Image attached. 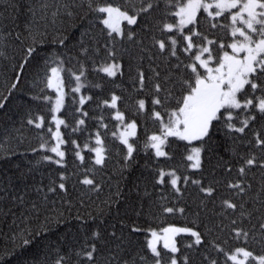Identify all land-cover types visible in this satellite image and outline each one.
<instances>
[{
	"label": "trees",
	"instance_id": "trees-1",
	"mask_svg": "<svg viewBox=\"0 0 264 264\" xmlns=\"http://www.w3.org/2000/svg\"><path fill=\"white\" fill-rule=\"evenodd\" d=\"M103 4L134 14L137 23H127L121 34L109 35L101 22L103 13L95 11ZM149 4L152 7L142 12ZM176 8V0H0V264H57L58 260L61 264H152L158 258L166 264L174 255L177 264H211L213 260L232 264L226 253L238 247L264 255L260 228L264 223V147L256 143L257 138L264 139V113L255 107L257 98L264 97V76L256 80L261 88L246 85L238 94L242 103L253 99V105L230 109L233 129L222 117L213 121L208 137L194 142L201 147L200 168L190 167L186 159L190 143L178 137H167L165 156L157 157L146 146L150 136L161 135V122L153 113L160 112L167 123L168 114L188 91L185 82L194 85L195 74L188 65L195 62L197 48L186 52L184 36L190 30L198 32L192 41L199 46L207 45L205 37L213 41L209 48L215 61L230 50L220 45L234 39L229 13L213 19L200 11L196 22L183 31L166 30V23H177ZM24 35L32 38L27 44L22 41ZM65 39L68 56L63 52ZM172 39L177 41L175 46ZM159 41L165 49H160ZM50 42L54 50L45 46ZM30 48L34 51L29 55ZM43 52L49 56L37 59ZM109 62L119 63L115 76L101 71ZM52 66L61 70L66 91L61 111L65 157L60 164L44 159L45 146L52 140L53 92L47 87ZM77 81L82 82L80 93L73 88ZM156 84L161 86L159 92ZM113 95L124 121L136 123L133 153L127 159V148L117 137L120 124L115 108L108 104ZM157 98L162 103L154 105ZM140 100L145 101L144 109L139 108ZM29 119L34 123L29 124ZM245 119L244 132L235 131L244 127ZM97 135L104 147V162L97 165L89 150L78 159L79 145ZM22 140L27 146L20 145ZM253 157L255 164L247 165L245 161ZM169 170L178 177L179 191L172 187L170 175L158 182L161 171ZM85 178L93 184H83ZM60 183L64 189L58 187ZM237 183L243 192L229 186ZM202 188L213 191L208 194ZM226 200L237 207L227 208ZM166 208L174 211L168 213ZM170 225L193 229L201 243L196 244L190 232L179 233L177 252L159 246L156 257L148 237ZM238 231L247 236L237 235ZM25 239L31 243L24 245ZM93 246L89 260L85 253Z\"/></svg>",
	"mask_w": 264,
	"mask_h": 264
},
{
	"label": "snow or ice",
	"instance_id": "snow-or-ice-1",
	"mask_svg": "<svg viewBox=\"0 0 264 264\" xmlns=\"http://www.w3.org/2000/svg\"><path fill=\"white\" fill-rule=\"evenodd\" d=\"M176 11L173 13L175 17H178L177 24L166 23L164 28L168 31H172L173 28L183 30L187 25L194 24L197 20V14L201 10L206 13L210 18H219L224 16L225 13L230 14L231 21V36L234 38L233 42L224 45L221 44V49L227 47L231 49V53L224 51L223 55L219 57L218 64L215 68L210 67V62L214 59L211 54V49L208 46L194 45L192 38L193 36L200 35L198 32L190 30V35L184 36V40L187 41V46L185 51H191L194 47L197 48V53L194 56V63L188 65L192 73L195 74L194 85L190 82H185L188 85V91L183 95L182 99L178 103V107L173 109L169 114L167 123L160 112H154L153 116L160 120L161 122V135H152L149 137V142L151 148L155 150L157 157L165 156L166 152L163 150L162 146L165 144L167 137H178L181 140L188 141H203L205 137L210 134V128L212 127L213 121L220 120L222 117L226 119V126L229 129H233L235 126L231 123L233 119L232 112L230 109H241L248 108L253 105V99H247L241 102L237 98V94L241 93L245 89L246 85H250L251 89L257 90L261 88V85L256 82L260 76H264V0H176ZM152 5L149 4L147 8H142V12L148 11ZM235 10V11H233ZM99 13L106 14L101 21L110 31L109 35L113 32L116 34L121 33L119 22L121 20H126L129 25H134L137 23V16L129 15L127 11L122 10L118 6H113L108 4L106 6H100L95 9ZM212 27H216V24H212ZM237 36L242 37V40L235 39ZM207 44H212L213 41L207 40ZM159 47L161 50L165 49L166 45L163 41H159ZM173 46L176 45L177 41L175 39L171 40ZM33 49H29V55L33 52ZM175 55V51L172 52ZM204 54H208L207 58H204ZM243 54V55H241ZM23 67V65L21 66ZM118 65H108L103 67L101 71L107 73L108 76H115ZM198 68H202L206 71V75H202ZM51 75L47 79L48 88H56L57 98L55 101V106L53 107V113L59 111L63 104V92L60 87V77L59 69L53 67L50 69ZM83 75V72H81ZM77 80L80 79L79 76L76 77ZM141 86H143V74L140 75ZM16 85L13 84V87ZM156 91L161 90L160 84L155 85ZM79 87L74 89V91H79ZM45 99H48L45 97ZM117 97L112 96L111 106H116ZM258 103L255 107L262 113H264V97L257 98ZM83 98L81 103H83ZM154 105L161 104L160 99H154L152 101ZM2 106V105H0ZM145 101H139V108L144 109ZM224 109V112H221ZM42 121V118H39ZM117 120H123L121 113L117 112ZM53 120L56 123V131L52 133L53 138L56 140L55 146L51 147L50 151L55 153L60 160H56L55 163L60 164L65 153L60 150V145L64 143L61 139V134L59 131V126L64 123L63 120L57 119L53 115ZM29 124H33L32 119L28 120ZM79 123L83 124L84 121L81 120ZM244 127L235 128L237 132H244L245 127L248 125V119L243 122ZM37 128L41 127V123H35ZM135 123H130L127 125V129L131 131L122 132L120 134V140L123 144L127 146L128 157L132 156L133 146L128 141V136L135 135ZM51 131V130H50ZM75 143V142H73ZM257 145L264 147V139L257 138ZM96 144L99 145L93 148L92 151L95 153V163L100 165L104 162V148L102 146V141L97 135ZM44 145H41L43 148ZM87 147V145H85ZM77 157L81 160L83 157L79 152L76 153ZM45 160H51L52 157H44ZM188 161L191 162L190 167L193 169H198L201 167V148L193 147L191 148L190 154L186 157ZM255 158H249L245 163L249 166L255 164ZM264 167V164L261 165ZM241 173L245 171L244 167L239 169ZM172 176L170 183L176 191H179L177 187L178 177L175 173H169ZM165 173L161 171L160 173V183L163 182V177ZM63 179V176L61 177ZM187 179V178H185ZM85 185H92L93 181L91 179L85 178L82 181ZM193 183L199 184V181H193ZM233 188H239L241 192L244 189L239 183L229 185ZM60 189H64V183L58 185ZM202 191L211 194L212 188H202ZM49 191H54L50 188ZM227 208L235 209L236 204L230 201L223 202ZM242 207V205H241ZM166 212L172 213L174 209L166 208ZM180 211H183L182 209ZM235 223V221H233ZM260 228L264 230V223L260 224ZM134 231L136 229H133ZM163 233L165 234L164 248L170 249L172 253L177 252V247L173 240V237L178 233H191L195 237V243H201V236L198 232L193 231L189 228H177L168 227L164 228ZM243 234L245 237L247 233L237 232V235ZM94 235H96L94 233ZM153 239L148 241V247L151 252L159 257L160 253L157 251L155 241L160 239L155 231L151 233ZM31 241L25 239L23 241L24 245L30 244ZM95 251V246H93L92 251H88L85 255L89 260L93 258V253ZM227 259L232 262V264H252L255 261L256 264H264V255L255 256L252 251L247 250L244 247H238L231 253H226ZM57 264H61L58 260ZM156 264H160V260L157 259ZM171 264H177L175 258L171 260ZM211 264H216V261H211Z\"/></svg>",
	"mask_w": 264,
	"mask_h": 264
},
{
	"label": "rangeland",
	"instance_id": "rangeland-1",
	"mask_svg": "<svg viewBox=\"0 0 264 264\" xmlns=\"http://www.w3.org/2000/svg\"><path fill=\"white\" fill-rule=\"evenodd\" d=\"M107 5V4H106ZM106 5H102V6H106ZM114 6V5H113ZM201 11H203V10H201ZM233 11H235V10H233ZM199 13V12H198ZM128 14L129 15H134V14H131V13H129L128 12ZM206 14V13H205ZM106 15V14H105ZM105 15H104V17H105ZM103 17V18H104ZM124 22H126L127 23V21L126 20H121L120 22H119V26H120V29H121V31L123 30V23ZM177 22H178V20H177ZM177 24V23H176ZM190 25V24H189ZM188 26V25H187ZM231 27V26H230ZM107 28V27H106ZM108 29V28H107ZM175 29H177V28H175ZM179 30V29H178ZM179 31H181V30H179ZM183 31V30H182ZM121 34V33H120ZM186 35H190V34H186ZM235 39H239V40H242L243 38L242 37H239V36H237ZM232 42H233V40H232ZM231 42V43H232ZM205 46H208L209 47V44H207V45H205ZM230 49V48H229ZM229 53H231V49L228 51ZM196 53H197V51H196ZM196 53H195V55H196ZM207 55L208 54H204V58L206 59L207 58ZM241 55H243V54H241ZM219 61V60H218ZM218 61H215L214 59L210 62V67H213V68H215L216 66H217V64H218ZM108 65H118L119 66V63H117V62H109V63H107V64H104L102 67H101V69L103 68V67H106V66H108ZM53 67H57L58 69H59V67L58 66H52V68ZM60 70V69H59ZM119 71V67H118V69L116 70V73ZM105 73V72H104ZM107 74V73H106ZM50 75H51V71H50ZM49 75V76H50ZM59 77H60V87H61V90H62V92H63V103L65 102V89H64V84H63V82H62V77H61V71H59ZM80 81L75 85V89L77 88V87H79V89H80ZM51 90H53L54 91V93H55V96L53 97V100H52V109H53V107L55 106V101H56V98H57V90H56V88H50ZM239 94V93H238ZM238 94H237V98H238ZM116 96V95H115ZM117 97V96H116ZM83 98V97H82ZM81 98V99H82ZM111 103H112V99H110L109 100V102H108V104L109 105H111ZM116 104H117V101H116ZM62 106H63V104H62ZM62 106L60 107V109H59V111H57V112H55V113H53V111H52V119H53V115H55V117L57 118V119H60V120H62V117H61V114H60V111H61V109H62ZM115 108V111H114V115H115V117H116V114H117V112H119V113H121L122 114V116H123V120H119V126H118V128L116 129V130H118V132H117V136H118V138L120 139V134L122 133V132H126V131H131V129H127V125L128 124H130V123H135V121L134 120H129V121H124V114H123V112L122 111H120V110H118L117 108H116V106L114 107ZM53 123H54V129L52 130V133L53 132H55L56 131V123H55V121L53 120ZM135 125H136V123H135ZM59 131H60V134H61V125L59 126ZM135 133H136V128H135ZM155 135H159V134H155ZM133 136H128L127 138H128V141H129V143L130 144H132V146H133V143H132V141H131V138H132ZM61 139H62V135H61ZM63 140V139H62ZM95 142H96V138H95ZM188 142V141H187ZM195 141H192L191 143H190V152H191V148H193V147H200V145H198L197 143H194ZM55 144H56V140L53 138V143H52V145L50 146V148L49 149H51V147H53V146H55ZM99 145H97L96 143H95V145H94V147L93 148H96V147H98ZM127 147V146H126ZM162 148H163V146H162ZM201 148V147H200ZM60 150L62 151L63 150V148H62V144L60 145ZM163 150H164V148H163ZM154 152H155V150H154ZM190 152H189V154H190ZM80 153V155L82 156V153L81 152H79ZM55 154V153H54ZM56 156V155H55ZM58 158H60V157H54V160H59ZM94 160H95V153H94ZM190 164H191V162H190ZM193 169V168H192ZM173 171H171V170H169V171H166V172H164L165 174H169V173H172ZM175 173V172H174ZM176 175V174H175ZM171 176V175H170ZM176 177H177V175H176ZM171 179H172V176H171ZM168 227H177V228H188V227H182V226H176V225H170V226H167V227H165V228H168ZM164 229V228H163ZM162 229V230H163ZM189 229H191V228H189ZM159 231V232H156L157 233V235L159 236V237H161L160 239H158V240H156L155 241V244H156V248H157V251H159V246H162V247H164V239H163V237H164V233H163V231ZM193 230V229H192ZM179 234V233H178ZM177 235V234H176ZM175 235V236H176ZM175 236L173 237V240H174V242H175ZM151 239H153V237H152V235H151V233H150V235H149V237H148V241L149 240H151ZM175 245H176V243H175ZM168 250H170V249H168ZM171 251V250H170ZM231 253V252H230ZM255 256H258V255H255ZM173 258H175L176 259V256L174 255L173 257H172V259ZM159 259V258H158ZM171 259V260H172ZM160 260V259H159ZM171 260L169 261V262H167L166 264H171ZM157 261V260H156ZM156 261H154L152 264H156ZM160 264H162L161 263V261H160Z\"/></svg>",
	"mask_w": 264,
	"mask_h": 264
},
{
	"label": "bare ground",
	"instance_id": "bare-ground-1",
	"mask_svg": "<svg viewBox=\"0 0 264 264\" xmlns=\"http://www.w3.org/2000/svg\"><path fill=\"white\" fill-rule=\"evenodd\" d=\"M127 23H123V25H126ZM32 40L31 36H23L22 38V41H24L25 44H27L28 42H30ZM64 46H63V52H64V55L68 56V53L70 52V46H69V43L67 42V40L65 39L64 41ZM47 47H51V50H54L52 49L54 46V44L52 42L48 43L47 45H45ZM62 52V54H63ZM40 55H37L36 58L39 59V58H46L47 56H49V52H43V53H39ZM28 76L25 77V79L27 80ZM9 105H4L3 109L6 110L8 109ZM3 118V117H2ZM1 118V119H2ZM0 119V122H2V120ZM35 126V125H34ZM75 138V136H73ZM20 145L21 146H27V143H25L23 140L20 142ZM29 148V147H28Z\"/></svg>",
	"mask_w": 264,
	"mask_h": 264
}]
</instances>
